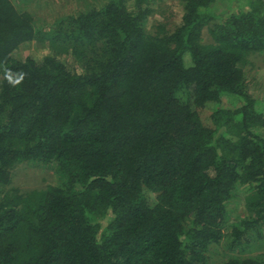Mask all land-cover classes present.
<instances>
[{
  "label": "trees",
  "instance_id": "obj_1",
  "mask_svg": "<svg viewBox=\"0 0 264 264\" xmlns=\"http://www.w3.org/2000/svg\"><path fill=\"white\" fill-rule=\"evenodd\" d=\"M161 1L37 27L0 0V264H212L223 240L264 264V0H180L173 31ZM22 165L55 180L20 190Z\"/></svg>",
  "mask_w": 264,
  "mask_h": 264
},
{
  "label": "rangeland",
  "instance_id": "obj_2",
  "mask_svg": "<svg viewBox=\"0 0 264 264\" xmlns=\"http://www.w3.org/2000/svg\"><path fill=\"white\" fill-rule=\"evenodd\" d=\"M110 0H18L19 9L30 12L36 22L37 27L54 26L59 20L69 16H76L82 12L91 9H100ZM129 4L132 0H128ZM241 2V1H240ZM238 1L235 5H239ZM183 5L180 0H162L156 7L154 15L151 20L154 25L158 22H164L169 26L170 30L181 24L183 16ZM46 27V28H47ZM49 54V50L45 47H40L35 42L22 45L16 52L15 57L26 58L32 56L36 59H42ZM252 69L250 71L257 79H264V55H253L251 58ZM68 65H72V57L64 58ZM189 64V59L187 60ZM257 72V73H256ZM255 93V90L253 89ZM260 98H264V88L258 89L256 93ZM227 103L233 101L231 97L224 99ZM54 168H37L32 165H22L15 170L14 186L20 190H35L44 189L55 180ZM231 208H233L231 206ZM233 220V212L231 215ZM228 234H226L227 236ZM246 247V252H241L239 249H229V243L225 240L219 245H213L209 251V259L212 264H221L230 257H247L256 255L258 252L253 250V245L249 244ZM259 253H262L261 251Z\"/></svg>",
  "mask_w": 264,
  "mask_h": 264
},
{
  "label": "clouds",
  "instance_id": "obj_3",
  "mask_svg": "<svg viewBox=\"0 0 264 264\" xmlns=\"http://www.w3.org/2000/svg\"><path fill=\"white\" fill-rule=\"evenodd\" d=\"M25 73H17L16 74V78H13L11 75L6 74V79L8 80V83L10 84V86H17L20 83H22V81L24 80L25 77Z\"/></svg>",
  "mask_w": 264,
  "mask_h": 264
}]
</instances>
